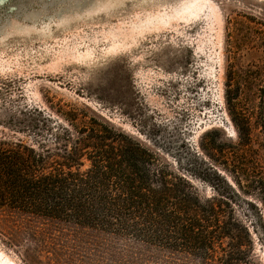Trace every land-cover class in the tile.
Returning <instances> with one entry per match:
<instances>
[{
	"label": "rangeland",
	"instance_id": "obj_1",
	"mask_svg": "<svg viewBox=\"0 0 264 264\" xmlns=\"http://www.w3.org/2000/svg\"><path fill=\"white\" fill-rule=\"evenodd\" d=\"M189 5L198 15L185 13ZM232 92L263 139L264 0H0V139L36 143L13 119L68 104L175 162L184 145L202 154L200 137L210 129L236 141ZM244 200L236 211L254 244L248 264H264V205L257 195ZM100 241L92 231L7 217L0 264H125Z\"/></svg>",
	"mask_w": 264,
	"mask_h": 264
},
{
	"label": "trees",
	"instance_id": "obj_2",
	"mask_svg": "<svg viewBox=\"0 0 264 264\" xmlns=\"http://www.w3.org/2000/svg\"><path fill=\"white\" fill-rule=\"evenodd\" d=\"M237 99L227 97L236 141L210 129L202 154L184 145L175 162L89 108L20 112L18 132L39 140L0 139V223L21 217L92 231L125 264L250 263L254 244L236 208L252 195L264 205V138Z\"/></svg>",
	"mask_w": 264,
	"mask_h": 264
},
{
	"label": "bare ground",
	"instance_id": "obj_3",
	"mask_svg": "<svg viewBox=\"0 0 264 264\" xmlns=\"http://www.w3.org/2000/svg\"><path fill=\"white\" fill-rule=\"evenodd\" d=\"M90 1V0H89ZM199 5H201V4H199ZM204 6V5H203ZM204 8V7H203ZM200 10V8L197 6V5H189V6H187V8H186V10H185V13H187L188 14V16H196V15H198V12H200L199 11ZM202 10V9H201ZM183 11V10H182ZM194 16V17H195ZM115 47V46H114ZM118 47V46H117ZM116 48V47H115ZM111 49H113V48H111ZM234 132V131H233Z\"/></svg>",
	"mask_w": 264,
	"mask_h": 264
}]
</instances>
